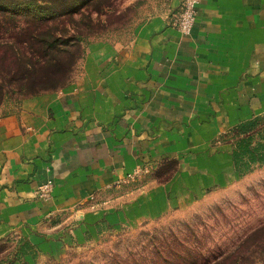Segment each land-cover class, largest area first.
<instances>
[{
    "label": "crops",
    "instance_id": "0c3cea01",
    "mask_svg": "<svg viewBox=\"0 0 264 264\" xmlns=\"http://www.w3.org/2000/svg\"><path fill=\"white\" fill-rule=\"evenodd\" d=\"M198 1L188 36L153 18L130 45L92 50L68 89L0 119V238L22 232L35 245L47 216L78 217L138 167L176 162L170 182L145 191L153 208L237 178L231 145L214 142L264 113V0ZM47 181L50 197L39 199ZM81 212L96 234L99 217Z\"/></svg>",
    "mask_w": 264,
    "mask_h": 264
},
{
    "label": "rangeland",
    "instance_id": "374dc122",
    "mask_svg": "<svg viewBox=\"0 0 264 264\" xmlns=\"http://www.w3.org/2000/svg\"><path fill=\"white\" fill-rule=\"evenodd\" d=\"M176 1L94 0L81 11L82 16L76 17L91 32H86L90 36L82 42L83 53H77L79 59L66 85L39 95L74 85L84 73L85 58L95 48L130 45L136 31L153 18L167 16L171 25L180 8L181 0L173 10ZM0 21L5 25L0 28L3 119L17 114L23 101L35 96L28 95L27 88L15 81V72L22 66L15 59L17 47L11 45V32L5 31L14 24L1 15ZM256 117H260L263 127L264 113L249 120ZM245 135L232 130L214 143L231 145L233 139ZM176 167L175 161L167 160L135 168L119 184L81 206L78 217L73 219L64 213L47 216L31 233L35 245L22 232L0 238V264H264V164L255 165L243 177L211 188L191 201L169 203L165 208L157 205L154 209L144 197L145 191L170 182ZM83 209L99 217L96 234L85 230ZM26 241L31 248L28 254L21 255ZM51 241H57L59 247L54 249L48 244Z\"/></svg>",
    "mask_w": 264,
    "mask_h": 264
},
{
    "label": "trees",
    "instance_id": "16d2710c",
    "mask_svg": "<svg viewBox=\"0 0 264 264\" xmlns=\"http://www.w3.org/2000/svg\"><path fill=\"white\" fill-rule=\"evenodd\" d=\"M93 1L25 0L14 3L0 0L2 19L14 24L12 29L6 27L5 31L11 32V45L17 47L15 59L22 66L15 72V81L21 83L23 89L27 88L28 95L37 96L66 85L79 59L77 53H83L82 42L90 36L86 32H91V28L81 26L76 17L82 16L81 11ZM4 27L0 21V28ZM259 118L240 123L229 131L247 134L231 141V161L237 178L249 173L255 165L264 164V126L260 127ZM27 242L21 248V255L28 254L31 248Z\"/></svg>",
    "mask_w": 264,
    "mask_h": 264
},
{
    "label": "built area",
    "instance_id": "2783aa9c",
    "mask_svg": "<svg viewBox=\"0 0 264 264\" xmlns=\"http://www.w3.org/2000/svg\"><path fill=\"white\" fill-rule=\"evenodd\" d=\"M198 0H181L179 12L175 16L171 26L180 34L188 36L193 28L196 18V6ZM141 172V170H138ZM52 182L47 181L38 187L36 195L39 199H47L50 197L52 190Z\"/></svg>",
    "mask_w": 264,
    "mask_h": 264
}]
</instances>
